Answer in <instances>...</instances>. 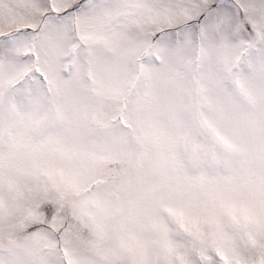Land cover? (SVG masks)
Wrapping results in <instances>:
<instances>
[{
    "label": "snow or ice",
    "instance_id": "snow-or-ice-1",
    "mask_svg": "<svg viewBox=\"0 0 264 264\" xmlns=\"http://www.w3.org/2000/svg\"><path fill=\"white\" fill-rule=\"evenodd\" d=\"M0 264H264V0H0Z\"/></svg>",
    "mask_w": 264,
    "mask_h": 264
}]
</instances>
